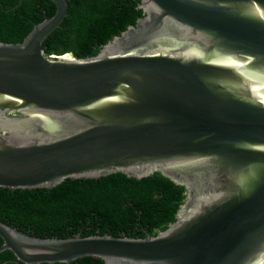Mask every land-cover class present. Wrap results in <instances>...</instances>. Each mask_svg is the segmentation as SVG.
Masks as SVG:
<instances>
[{
	"label": "water",
	"instance_id": "1",
	"mask_svg": "<svg viewBox=\"0 0 264 264\" xmlns=\"http://www.w3.org/2000/svg\"><path fill=\"white\" fill-rule=\"evenodd\" d=\"M0 41V187L156 171L185 186L147 237H39L0 219L26 264H264V0H141L96 55H47L68 0ZM5 264V262H0Z\"/></svg>",
	"mask_w": 264,
	"mask_h": 264
},
{
	"label": "trees",
	"instance_id": "2",
	"mask_svg": "<svg viewBox=\"0 0 264 264\" xmlns=\"http://www.w3.org/2000/svg\"><path fill=\"white\" fill-rule=\"evenodd\" d=\"M140 1L68 0V13L44 41V52H72L78 58L96 55L144 16ZM56 11L53 0H0V41H23L35 24ZM185 198V186L159 171L141 178L114 172L100 177L67 178L54 187H0V219L44 238L71 237L79 232L83 236L147 237L157 235L176 220ZM3 243L0 236V246ZM0 262L26 264L18 261L11 249L0 251ZM69 264L105 261L84 256Z\"/></svg>",
	"mask_w": 264,
	"mask_h": 264
}]
</instances>
